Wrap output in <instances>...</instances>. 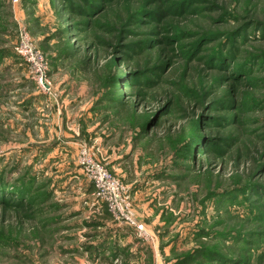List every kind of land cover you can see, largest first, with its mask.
<instances>
[{
  "label": "rangeland",
  "instance_id": "obj_1",
  "mask_svg": "<svg viewBox=\"0 0 264 264\" xmlns=\"http://www.w3.org/2000/svg\"><path fill=\"white\" fill-rule=\"evenodd\" d=\"M0 264H264V0H0Z\"/></svg>",
  "mask_w": 264,
  "mask_h": 264
},
{
  "label": "built area",
  "instance_id": "obj_2",
  "mask_svg": "<svg viewBox=\"0 0 264 264\" xmlns=\"http://www.w3.org/2000/svg\"><path fill=\"white\" fill-rule=\"evenodd\" d=\"M29 60L34 61L31 56ZM35 68L41 73V68L39 66H36ZM86 176L87 179H89L92 183L95 194L100 198V200L105 202L111 211H116L123 214L124 202L121 194L119 193V191L121 190V183L116 178H112L111 175L99 164H87ZM134 226L135 231L145 239H147L148 236L152 237L151 234L147 232L142 225L136 224Z\"/></svg>",
  "mask_w": 264,
  "mask_h": 264
},
{
  "label": "trees",
  "instance_id": "obj_3",
  "mask_svg": "<svg viewBox=\"0 0 264 264\" xmlns=\"http://www.w3.org/2000/svg\"><path fill=\"white\" fill-rule=\"evenodd\" d=\"M106 214H107V212H106Z\"/></svg>",
  "mask_w": 264,
  "mask_h": 264
}]
</instances>
